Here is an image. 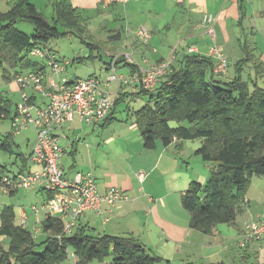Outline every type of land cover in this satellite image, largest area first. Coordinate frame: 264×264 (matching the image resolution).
<instances>
[{
	"label": "crops",
	"instance_id": "0c3cea01",
	"mask_svg": "<svg viewBox=\"0 0 264 264\" xmlns=\"http://www.w3.org/2000/svg\"><path fill=\"white\" fill-rule=\"evenodd\" d=\"M30 1L34 2L42 13L45 14V10L53 13L54 0ZM15 2L16 0H0V11H8ZM68 2L84 17L88 39L108 49L106 70H110L114 58L118 70L123 73L139 67L148 69L173 56L176 59L175 66L179 67L184 56L195 54L210 57V48L219 45L229 59V65L234 66L231 76L228 68L224 75L226 77L222 76L220 79L231 81L241 72L242 77L246 74L249 78L251 89L254 80L264 88V84L261 85L260 82L264 79V0H243L242 3L241 0ZM205 14L215 17L214 34L206 31L203 22ZM143 28L147 30L149 37H141L139 30ZM96 29L110 31L105 42L93 40L91 31ZM190 47L195 50L189 52ZM127 54L133 56V64L125 60ZM240 59H248L242 69L237 65ZM6 85L7 88L1 85L0 97L4 101H12L9 88L17 84L12 81ZM126 92L137 93L138 89H117L111 117H114L116 111V99ZM75 118L62 130L57 131L60 141L61 138H69L70 131L76 132L73 126ZM78 119L81 121L79 117ZM106 124L107 121L104 120L93 126L105 127ZM2 127L7 130L9 123H2ZM128 128L123 135L128 149L121 152L120 160L101 178L97 177V172V175L93 173L100 192L117 187L126 192L128 199L113 209L105 205L100 215L84 214L78 223L89 225L93 232L100 229L116 236H134L152 252L175 263L211 264L224 261L227 264H246L258 255L264 259V241L251 240L244 248L238 246L245 223L263 210L264 176L253 177L235 222L221 223L212 233H203L190 226V212L182 204V195L192 181L205 183L210 176V163L195 153L202 146L204 138L175 139L169 146H164L158 141L154 149H147L143 146V138L136 123L131 122ZM115 140L114 136H109L104 141ZM74 146L75 143H71L69 151L73 162L71 160L70 163L69 159L62 162L70 177L78 173L74 165L77 150ZM62 147L65 154L67 149ZM38 167L32 163L28 170ZM67 171L76 173L71 175ZM140 173L143 179L140 178ZM28 191L36 197H41V201L48 195L43 189ZM237 260L240 261L236 262ZM93 263L95 261H92Z\"/></svg>",
	"mask_w": 264,
	"mask_h": 264
},
{
	"label": "trees",
	"instance_id": "16d2710c",
	"mask_svg": "<svg viewBox=\"0 0 264 264\" xmlns=\"http://www.w3.org/2000/svg\"><path fill=\"white\" fill-rule=\"evenodd\" d=\"M22 20L33 24V33L17 27V22ZM60 27L78 34L89 49V55L79 56L76 61L93 57L94 49L99 46L88 39L84 17L68 0L53 1L51 20L30 0H16L8 11H0V68L4 71V81L9 83L18 74L40 69L42 62L32 60V50L60 36ZM181 60V65L176 67L174 63L172 71L154 90L139 88L137 93H123L116 104L127 96L149 97L148 103L134 112L147 149H154L158 141L169 146L175 139L204 138L195 153L215 165L205 183L196 180L190 183L182 195V204L190 212V226L210 234L221 223L235 222L240 211L238 205L243 203L253 177L264 176V88L254 80L251 89L241 72L231 81L216 77L212 57L190 54ZM246 60H239L240 69ZM5 62L16 68L14 72L5 68ZM29 93L36 95L33 90ZM12 106L11 100L0 97V110L6 111L9 118L16 110ZM111 115L105 119L107 123L113 118ZM171 120L177 121L178 126H172ZM14 139L9 133L4 135L0 138V148L12 152ZM21 157L26 163V156ZM8 171L0 163V179ZM15 219L13 206H4L0 236H7L10 243L8 248L0 245V264H59L70 251L78 256L77 264H89L109 256L112 264H196L172 262L149 250L134 236L95 233L87 224L78 223L71 234H62L63 221L51 216L42 221L47 237L38 242L28 228L16 225ZM41 245L44 249L37 251Z\"/></svg>",
	"mask_w": 264,
	"mask_h": 264
},
{
	"label": "built area",
	"instance_id": "2783aa9c",
	"mask_svg": "<svg viewBox=\"0 0 264 264\" xmlns=\"http://www.w3.org/2000/svg\"><path fill=\"white\" fill-rule=\"evenodd\" d=\"M214 21L213 15L205 14L203 22L210 34H214ZM139 34L144 38L149 37L145 28L140 29ZM194 50V47L188 49L189 52ZM32 55L41 59L42 67L16 76L21 100L10 118L6 111L0 110V138L8 133L15 137L32 126L36 131V140L32 152L26 158L39 168L2 176L0 190L14 193L22 187L31 191L43 189L48 193L47 197L33 204L32 210L35 214L43 213L44 217L60 218L63 221L62 234L68 235L84 214L100 215L105 205L113 209L127 200L128 195L117 187L100 192L93 172H78L72 177L68 176L62 163L64 149L57 131L62 130L76 115L87 125L102 123L114 107L112 93L107 89L111 82H118V90L123 87L154 90L160 80L172 71L175 57L162 60L148 69L139 67L128 73L118 70L114 58L110 74L103 81L96 75L88 78L67 76L65 73L69 61L59 59L57 53L46 46L36 47ZM209 55L216 59L214 72L216 77L221 78L227 71L229 59L219 45L212 46ZM125 59L130 64L134 63L131 54H127ZM29 90L36 93L35 98ZM7 121L9 131L2 127V123ZM139 176L143 179L141 173ZM20 217L25 225L29 215L24 207L20 208ZM251 240L264 241V203L262 212L245 223L238 245L243 247Z\"/></svg>",
	"mask_w": 264,
	"mask_h": 264
},
{
	"label": "rangeland",
	"instance_id": "374dc122",
	"mask_svg": "<svg viewBox=\"0 0 264 264\" xmlns=\"http://www.w3.org/2000/svg\"><path fill=\"white\" fill-rule=\"evenodd\" d=\"M45 14L50 20L52 19L53 13L51 11L45 10ZM17 27L30 34L34 32V26L30 21H18ZM60 28V36L52 37L48 42L45 43V46L54 50L57 53V57L59 59L63 60L64 62L69 61L65 74L70 77L77 76L78 78H88L91 75H96L103 81H105L107 76L110 74V70H106V62L109 59V55L107 54L108 49H106V46L103 45L102 47L99 46L97 49H94V57H88L84 60L76 61V58L79 56L86 57L89 54V49L87 45H85L81 41V37L78 36V34H76L75 32H68L65 27ZM125 31H127V25H125ZM91 34L93 40H101L105 42V40H107V36L110 35V31H106L105 29H96L91 31ZM123 34L126 36V32H124ZM32 60L41 61V59L36 57H32ZM215 60L216 59H214V65ZM174 62H176V59L174 60ZM4 66L5 68H8L10 72H14V70L16 69L12 68V66L6 62L4 63ZM228 68L231 76V73H233L234 71V66L229 65ZM3 72V68H0V82L2 87L7 88L6 82L4 81L2 76ZM48 73H50L49 69ZM243 79L249 81V78L246 74H243ZM260 82L261 85H263L264 79L262 81L260 80ZM107 89L110 93H112V96L114 98L118 89V82H111L109 86H107ZM9 93L10 98L13 101L12 108L15 109L16 104L21 100V92L18 85H13L12 87L10 86ZM148 101L149 97L147 95L139 96L136 98L127 96L125 100L117 104L114 117L110 120L109 123L106 124L107 126L105 127H95L93 125L88 126L87 124L79 121L78 116H76V121L75 123H73L76 132L70 131V133L68 134L69 138H61L60 141L61 145L67 149V152L64 154L62 161L69 159L70 163L71 160L73 162V157L69 153V151L71 148V143L74 142V148L77 149L75 153L76 161L74 163V165H76V168L74 167L76 172L92 171L95 175H97L96 172L98 173V178L103 177L104 174L108 170L110 171L111 168L116 164V162L120 160L121 152H126V150L128 149L127 141L123 139L124 132L129 129L128 127L130 126L131 122H135L134 112L146 105ZM8 123L9 121L5 122V124ZM170 124L172 126H178V122L175 120H171ZM183 124H186L187 126L189 125V123L187 122H183ZM109 136H114L116 140L112 142H105V138ZM35 140L36 131L31 126L27 129L22 130L20 134H17L15 136V143H13L12 145V152L0 148V163L4 166H7L9 175L12 176L14 174L20 173V170L22 168H24L25 171H28L32 163H30L28 159L25 163V160H23L21 156L22 154L24 156L30 155L33 150ZM131 147L133 146L131 145ZM18 154L20 155L18 156ZM214 165L215 162H211L209 167H211L212 169ZM75 173L69 174L74 175ZM40 198L41 197L39 196H34L32 192L28 191L24 187L18 189L14 193L1 192L0 221L3 207L13 206L16 214L15 224L22 225L25 228H28L34 234L38 242L44 241L47 237L46 233H44L42 230V221L45 217L43 213L35 214L32 210L33 204L41 202ZM238 206L241 210L242 205L239 203ZM21 207H24L29 215V219L25 225L22 224L19 214ZM95 233H104V231L99 229V231H96ZM9 243L10 239L7 236H0V245H2L4 248H8ZM43 249L44 245L37 247V251H42ZM78 259V256H76L74 252L70 251L67 259L59 264H77ZM94 261L95 263L93 264H112V256L106 257L104 260ZM238 261L240 260H237L236 262ZM252 262H254V264H264V259L261 257V255H258V257L253 259ZM15 264L20 263L15 262ZM89 264H92V262Z\"/></svg>",
	"mask_w": 264,
	"mask_h": 264
}]
</instances>
